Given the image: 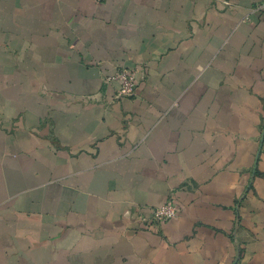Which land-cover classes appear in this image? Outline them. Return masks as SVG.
<instances>
[{"label":"crops","instance_id":"obj_1","mask_svg":"<svg viewBox=\"0 0 264 264\" xmlns=\"http://www.w3.org/2000/svg\"><path fill=\"white\" fill-rule=\"evenodd\" d=\"M0 264H264V0H0Z\"/></svg>","mask_w":264,"mask_h":264},{"label":"built area","instance_id":"obj_2","mask_svg":"<svg viewBox=\"0 0 264 264\" xmlns=\"http://www.w3.org/2000/svg\"><path fill=\"white\" fill-rule=\"evenodd\" d=\"M110 82H118L120 88L116 99L132 98L136 95L138 88L137 71L135 69L119 68L115 75L108 78ZM180 208L172 201L154 209L152 221L155 224H161L174 219L180 214Z\"/></svg>","mask_w":264,"mask_h":264}]
</instances>
